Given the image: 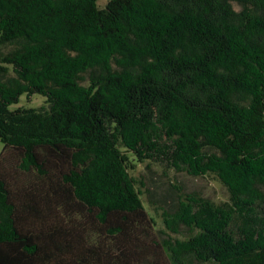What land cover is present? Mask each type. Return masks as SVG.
<instances>
[{"label": "trees", "instance_id": "obj_1", "mask_svg": "<svg viewBox=\"0 0 264 264\" xmlns=\"http://www.w3.org/2000/svg\"><path fill=\"white\" fill-rule=\"evenodd\" d=\"M0 141V264H264V0H0Z\"/></svg>", "mask_w": 264, "mask_h": 264}, {"label": "rangeland", "instance_id": "obj_2", "mask_svg": "<svg viewBox=\"0 0 264 264\" xmlns=\"http://www.w3.org/2000/svg\"><path fill=\"white\" fill-rule=\"evenodd\" d=\"M107 3V0H97V6L103 8ZM44 104V97L40 94H33L29 98L23 94L20 96L17 103L11 104L10 109L23 107H37ZM3 148V143L0 141V151ZM15 159L7 160L1 171L10 175L9 181L13 182L17 178V181L22 179H30V174H25L15 169ZM134 176L142 180L147 193L143 195L144 202L149 198L153 203H157L160 206L168 208L176 197V188L188 192L200 193L203 196L219 203L227 200L229 193L226 187L213 175L205 176H191L185 172H174L170 170H162L158 165H151V168H147L141 165L137 171L133 172ZM7 176V175H6ZM25 184V183H23ZM175 185V186H174ZM144 188H142L144 190ZM157 221L159 219L157 218ZM196 264H211L208 262L196 263Z\"/></svg>", "mask_w": 264, "mask_h": 264}]
</instances>
